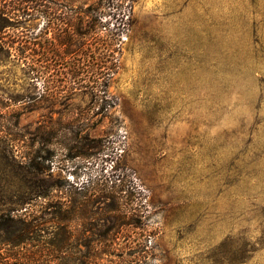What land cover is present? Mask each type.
<instances>
[{
	"label": "rangeland",
	"instance_id": "obj_1",
	"mask_svg": "<svg viewBox=\"0 0 264 264\" xmlns=\"http://www.w3.org/2000/svg\"><path fill=\"white\" fill-rule=\"evenodd\" d=\"M0 16V264H264V0Z\"/></svg>",
	"mask_w": 264,
	"mask_h": 264
},
{
	"label": "trees",
	"instance_id": "obj_2",
	"mask_svg": "<svg viewBox=\"0 0 264 264\" xmlns=\"http://www.w3.org/2000/svg\"><path fill=\"white\" fill-rule=\"evenodd\" d=\"M27 1H29V0H27ZM0 19H1V16H0ZM120 31L121 30H120L119 25L115 26L113 28H109V30L105 29V34L100 39V41H101L100 42L101 43L100 48H101L102 52L104 53L105 61H104L103 65L98 67L97 77H98V79H101L100 85H102L103 87L107 86L108 80L112 77V75L114 74V72L116 70L115 64L107 65L106 62H107V56L109 58V57L113 56V53L115 52V48H113V45L116 43L117 36L120 34ZM84 33H86L87 35H90L89 30H87V32H84ZM78 69H80V68L71 69L70 76L72 79H78V77L80 75V73H79L80 70H78ZM103 91H104L103 96H106V94H107L106 89H103ZM16 125H18V123H16ZM3 139L6 142V138L4 137ZM10 221H14V220L10 219ZM8 227H9V225L7 224V220L5 219V217L0 216V237L9 233ZM21 232H22V234L24 232L31 233V228L28 226H18L15 229V232L13 235H16L17 233H21Z\"/></svg>",
	"mask_w": 264,
	"mask_h": 264
}]
</instances>
